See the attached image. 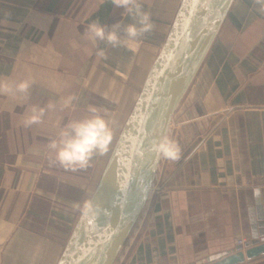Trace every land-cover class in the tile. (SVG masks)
<instances>
[{
    "label": "crops",
    "instance_id": "0c3cea01",
    "mask_svg": "<svg viewBox=\"0 0 264 264\" xmlns=\"http://www.w3.org/2000/svg\"><path fill=\"white\" fill-rule=\"evenodd\" d=\"M181 1L137 0L153 27L129 44L136 18L113 0H0V80L30 83L0 92V264H57ZM93 22L123 43L91 41ZM33 108L41 121L25 126ZM89 108L109 122V150L65 169L48 145ZM171 131L180 159L161 158L114 264H210L263 244L264 2L231 0Z\"/></svg>",
    "mask_w": 264,
    "mask_h": 264
},
{
    "label": "water",
    "instance_id": "95a60500",
    "mask_svg": "<svg viewBox=\"0 0 264 264\" xmlns=\"http://www.w3.org/2000/svg\"><path fill=\"white\" fill-rule=\"evenodd\" d=\"M231 0H182L122 126L98 184L76 221L57 264H113L142 212L161 157L153 144L193 82ZM122 204V207L120 205ZM264 255L245 245L210 264H243Z\"/></svg>",
    "mask_w": 264,
    "mask_h": 264
},
{
    "label": "clouds",
    "instance_id": "9594fccd",
    "mask_svg": "<svg viewBox=\"0 0 264 264\" xmlns=\"http://www.w3.org/2000/svg\"><path fill=\"white\" fill-rule=\"evenodd\" d=\"M264 2V0H261ZM116 7L123 8L129 16L136 18L135 23H130L124 27L126 42L134 43L136 39L144 33L152 30V22L149 13L142 11L137 0H113ZM118 26V25H117ZM87 37L95 41H106L113 47L123 43L118 39L114 31L106 32L99 22L90 23L86 31ZM97 55L104 57V52L98 51ZM30 87L28 82L10 83L0 80V92L15 95L17 93H27ZM74 97L66 101V105L71 103ZM49 107H52L49 105ZM90 115L79 120L67 123L60 131L58 139L52 140L48 147L55 153V163L65 169H83L89 165L94 154L105 155L113 138L112 129L109 122L97 113L96 108H89ZM44 109L33 108L32 114L24 121L25 126L39 123L43 116ZM153 151L159 157L177 161L181 156L179 145L167 135L159 138L152 146ZM89 205L85 203L84 210H88Z\"/></svg>",
    "mask_w": 264,
    "mask_h": 264
},
{
    "label": "rangeland",
    "instance_id": "374dc122",
    "mask_svg": "<svg viewBox=\"0 0 264 264\" xmlns=\"http://www.w3.org/2000/svg\"><path fill=\"white\" fill-rule=\"evenodd\" d=\"M171 132H172V131H171V125H170L169 132H168V137H170ZM160 161H161V160H160ZM142 212H143V210H142ZM142 212H141V213H142ZM141 213H140V215H141ZM140 215L138 216V219H139ZM138 219H137V220H138ZM137 220H136V221H137ZM135 223H136V222H135ZM134 225H135V224H134ZM134 225H133V227H134ZM133 227H132V229L130 230V232L133 230ZM124 243H125V241H124ZM124 243H123V245H124ZM123 245H122V246H123ZM120 249H121V248H119V251H120ZM115 260H116V259H115ZM114 262H115V261H114ZM113 264H114V263H113Z\"/></svg>",
    "mask_w": 264,
    "mask_h": 264
},
{
    "label": "built area",
    "instance_id": "2783aa9c",
    "mask_svg": "<svg viewBox=\"0 0 264 264\" xmlns=\"http://www.w3.org/2000/svg\"><path fill=\"white\" fill-rule=\"evenodd\" d=\"M238 244H241L242 245L243 244V241L242 240H239L238 241Z\"/></svg>",
    "mask_w": 264,
    "mask_h": 264
},
{
    "label": "bare ground",
    "instance_id": "6f19581e",
    "mask_svg": "<svg viewBox=\"0 0 264 264\" xmlns=\"http://www.w3.org/2000/svg\"><path fill=\"white\" fill-rule=\"evenodd\" d=\"M120 207H122V204L120 205Z\"/></svg>",
    "mask_w": 264,
    "mask_h": 264
}]
</instances>
